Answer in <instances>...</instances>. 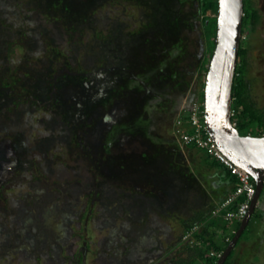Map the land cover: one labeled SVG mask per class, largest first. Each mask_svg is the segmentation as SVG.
Returning <instances> with one entry per match:
<instances>
[{"label":"rangeland","instance_id":"374dc122","mask_svg":"<svg viewBox=\"0 0 264 264\" xmlns=\"http://www.w3.org/2000/svg\"><path fill=\"white\" fill-rule=\"evenodd\" d=\"M29 1L0 0V80L16 82L8 88L0 83V264H173L174 256L187 257L179 246L183 221L207 208L206 198L215 196L199 174L206 153L183 148L174 134L182 108L191 98L195 102L197 95H191H199L205 81V71L192 63L202 49V26L192 15L198 16V5L193 0L183 3L190 29L179 46L192 55L178 59L184 85L162 92L170 104L149 106L142 117L113 124L105 140L111 153L104 154L101 163L90 151L72 146L68 137L74 130L66 127L67 114L57 105L62 97L50 96L32 76L53 72L51 67L61 58L74 68L85 61L91 70L100 67L97 59L103 54L85 50L81 39H88L89 32L72 39L56 14L47 15ZM105 1L95 11L97 27L105 33L113 26L128 31L147 26L151 31L162 18L143 0ZM253 2L260 22L243 36L247 94L264 120V0ZM206 15L216 17L212 11ZM54 52L63 55L54 57ZM241 133L261 137L264 129L253 124ZM153 144L154 158L166 153L172 159L174 154L178 175L163 180L164 174L150 172L156 188L151 181L143 189L132 180L142 171L139 153L153 152ZM190 177L201 180V190L192 188ZM190 190L195 192L190 195ZM263 219L264 191L228 264H264V241L262 256L253 257L242 247L247 238H263ZM231 232L223 230L216 243L226 247L224 237Z\"/></svg>","mask_w":264,"mask_h":264},{"label":"trees","instance_id":"16d2710c","mask_svg":"<svg viewBox=\"0 0 264 264\" xmlns=\"http://www.w3.org/2000/svg\"><path fill=\"white\" fill-rule=\"evenodd\" d=\"M143 1L148 8L158 9L159 15L162 16L160 23L156 21V25L150 28L151 31H148L147 26H143L140 31L133 30L134 32L130 28L128 31L120 26H113L112 30L106 33L98 29L95 17V11L101 0L29 1L31 4L40 7L41 11L47 15L56 14L60 18V22L64 23L69 34H73L72 39L78 33L85 36L89 32L88 39H81L83 46H88L85 50L94 53L101 51L103 54V58L97 59L100 67L95 66L96 68L91 70L90 65L85 61H79L77 67L74 68L67 58H61L63 61L61 59L55 61L51 67L53 72L32 76L33 80H38L39 85H43V88L50 91V96L59 94L62 97L57 105L59 104L58 109H61L64 115L67 114L68 119L63 121L66 127L71 131L74 130L72 131L73 135L69 134L68 137L72 146L80 148L83 152L90 151L92 157L96 156V159L100 160L101 163L106 160L104 154L111 153V146L105 145L111 126L128 119L134 120L142 117L149 110V106L157 108L162 107L165 103L170 104V99L162 92L168 89L176 90L184 85V83L180 84L182 75L178 71L179 63L181 60L185 61L186 58L192 57L186 46H179L181 37L185 38L184 31L190 29L187 24L189 20H185L187 15L183 12V3L186 0ZM193 1L198 5V16L195 18L193 13V20H200L198 23H201L202 26L199 38V45L202 49H199L198 59L192 63L194 66L197 65L198 68L203 69L206 74L200 94L198 95V92L195 91L191 96L197 95L196 97L200 101L205 102L207 76L217 45L220 2L219 0ZM253 1H244L243 36L247 32L255 31L260 22V16L254 8ZM108 2L109 0L105 1V3ZM209 11H212L216 17H207L206 14ZM244 42L245 39L241 44L233 87V110L236 114L232 121L237 123L236 128L240 133L243 128L253 126V124L258 125L262 131L264 129V120L248 100L249 83L246 79V55L248 51L243 44ZM60 54L54 52V57ZM91 62L95 61L91 60ZM6 79L0 80L1 85L3 84L4 88L14 87L16 82L13 80L12 83H8ZM3 91L0 89L1 97ZM202 92L204 98L201 95ZM36 97L39 98V96ZM156 100L157 103H154ZM75 129H77L76 133ZM241 135L244 136L242 133ZM152 146L154 148L156 145L153 144ZM187 149L193 152L200 150L194 146L187 147ZM153 153H157L155 148L153 152L143 150L139 153L142 171L132 180L135 186L146 189L147 184L152 181V188H156V183L153 182L154 177H148L150 172L153 174L156 172L157 177L164 174L163 180L168 179L166 176L173 178L176 174L178 175L173 169L174 154L173 158L170 159L166 153H161L158 159L153 157ZM201 160L200 164L210 171L214 168L219 170L224 168L219 161L208 154L206 157L202 156ZM159 167L162 170L157 172ZM201 172L202 169L199 168L201 180L207 182L209 177L206 180L204 173ZM219 179L227 185H235L236 183V178L226 169L224 173L219 175ZM189 180L192 188L195 186L201 190V180L199 182L191 177ZM193 191L190 190V195L195 192ZM216 207V204H212L207 212L197 211L194 217L183 221V233L180 236L179 246L189 254L187 257H181L180 254L182 253L174 256L173 264H218L220 260L218 254L226 251L230 245L227 238L230 237L233 240L235 234L231 232L232 236L225 235L226 247L220 246L215 240L223 230L226 232L238 231L241 223H229L224 219H213L212 212ZM244 235L245 231L240 241ZM186 236H189V239H185ZM235 249L225 264L230 263L229 260L231 257L233 258ZM213 252L216 253L214 257L211 256Z\"/></svg>","mask_w":264,"mask_h":264},{"label":"water","instance_id":"95a60500","mask_svg":"<svg viewBox=\"0 0 264 264\" xmlns=\"http://www.w3.org/2000/svg\"><path fill=\"white\" fill-rule=\"evenodd\" d=\"M245 0H219V30L205 87L206 123L222 152L247 170L257 185L251 212L218 264L236 248L264 191V136H242L233 126V87L243 40Z\"/></svg>","mask_w":264,"mask_h":264},{"label":"built area","instance_id":"2783aa9c","mask_svg":"<svg viewBox=\"0 0 264 264\" xmlns=\"http://www.w3.org/2000/svg\"><path fill=\"white\" fill-rule=\"evenodd\" d=\"M191 100V101H190ZM182 108L176 119L175 136L183 148L194 146L204 151L213 159L219 161L223 167L236 178L234 189L212 212L213 219H224L226 222L243 223L249 216L253 202L257 196V185L251 174L244 168L232 162L219 148L215 138L211 135L206 123V103L198 98ZM188 101V102H189ZM236 112L232 109V118ZM237 127V123L233 122ZM257 207H259L257 205ZM237 231H233L236 234ZM185 239H189L186 236ZM231 242V238H227ZM216 253H211L214 257ZM223 252L218 254L222 257Z\"/></svg>","mask_w":264,"mask_h":264},{"label":"crops","instance_id":"0c3cea01","mask_svg":"<svg viewBox=\"0 0 264 264\" xmlns=\"http://www.w3.org/2000/svg\"><path fill=\"white\" fill-rule=\"evenodd\" d=\"M200 169H202V172L204 173L203 175L206 180L209 177L207 180L208 183L207 189L209 190L212 187V189L214 190L213 192H215V196L211 195L210 197H208V200L206 198V202L210 203L208 204L207 208L201 207L199 209V211L207 212L209 210V207L213 204V202L217 206L222 200H224L234 189V185H227L224 182L222 183V181L219 179V175L224 173L225 168H221V170L214 168L212 171H210L202 166L200 167ZM262 230H264V228ZM262 241H264V236L263 238L259 237L256 239H252V238L246 239V241L243 242L242 247H244V250L247 251L249 254H252L253 257H255V255L256 257L260 255L262 256L261 252H263L262 250L263 246H261L260 244ZM256 251L258 252L256 253Z\"/></svg>","mask_w":264,"mask_h":264},{"label":"clouds","instance_id":"9594fccd","mask_svg":"<svg viewBox=\"0 0 264 264\" xmlns=\"http://www.w3.org/2000/svg\"><path fill=\"white\" fill-rule=\"evenodd\" d=\"M191 99H192V98H191ZM232 123H233V121H232ZM235 128H236V127H235ZM221 202H222V201H221ZM221 202H220V203H221ZM257 205L259 206V202L257 203ZM217 206H218V205H217ZM257 208H258V207L256 206V209H257ZM255 212H256V210H255ZM254 214H255V213H254ZM254 214H253V215H254ZM252 217H253V216H252ZM252 217H251V219H252ZM251 219H250V221H249V224H248L247 228H248L249 225H250ZM242 224H243V223H241V226H242ZM240 228H241V227H240ZM247 228H246V230H247ZM239 230H240V229H239ZM239 230L236 232L235 236L237 235V233L239 232ZM246 230H245V231H246ZM232 233H233V231H232ZM242 235H243V234H242ZM241 237H242V236H241ZM234 238H235V237H234ZM234 238H233V239H234ZM232 241H233V240H231V242H232ZM231 242H230V243H231ZM224 253H225V251L223 252V255H224ZM223 255H222V257H223ZM222 257H220V259H221Z\"/></svg>","mask_w":264,"mask_h":264},{"label":"flooded vegetation","instance_id":"af4514ba","mask_svg":"<svg viewBox=\"0 0 264 264\" xmlns=\"http://www.w3.org/2000/svg\"><path fill=\"white\" fill-rule=\"evenodd\" d=\"M178 104H180V105H181V104H182V102H179Z\"/></svg>","mask_w":264,"mask_h":264}]
</instances>
